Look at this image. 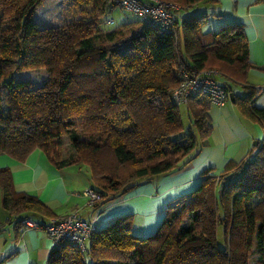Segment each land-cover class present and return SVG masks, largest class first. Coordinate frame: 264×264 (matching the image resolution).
Masks as SVG:
<instances>
[{
    "label": "trees",
    "instance_id": "16d2710c",
    "mask_svg": "<svg viewBox=\"0 0 264 264\" xmlns=\"http://www.w3.org/2000/svg\"><path fill=\"white\" fill-rule=\"evenodd\" d=\"M72 1L91 6L90 18L39 28L32 14L43 0H0L1 154L23 162L38 149L58 169L87 167L91 188L101 194L91 209L99 210L142 180L187 166L206 145L209 97L186 103L197 134L183 130L171 100L181 69L216 71L213 77L226 80L230 94L229 82L242 86L247 95H233V103L264 129V109L254 106L247 80L251 69L264 68L248 60L244 26L206 32V11L176 15L218 0H174L179 9L172 10L169 32L139 19L104 32L116 0ZM102 34L111 45H94ZM39 70L47 76L38 89L17 77ZM120 114L127 123L122 130L114 126ZM62 136L74 149L65 159L58 154ZM213 172L205 170L194 190L165 207L151 235H133L132 215H123L95 224L83 251L67 240L55 242L46 264H250L254 250L256 264H264V141ZM0 194L15 230L25 219L44 225L58 218L37 197L16 192L7 167L0 168Z\"/></svg>",
    "mask_w": 264,
    "mask_h": 264
},
{
    "label": "crops",
    "instance_id": "0c3cea01",
    "mask_svg": "<svg viewBox=\"0 0 264 264\" xmlns=\"http://www.w3.org/2000/svg\"><path fill=\"white\" fill-rule=\"evenodd\" d=\"M202 4L185 9L180 16L209 8V13L214 14V25L242 24L248 43L249 62L264 68V0H218L214 6ZM203 30L207 32L206 26ZM251 77L264 78V70L251 69L247 78L252 88L264 85L251 83ZM228 85L231 93L239 99L247 95L242 86L230 82ZM253 104L258 109H264V95L255 99ZM208 117L213 128L206 145L190 164L151 180H142L134 189L115 197L96 211L88 207L81 196L83 189L92 187L90 173L85 166L58 169L41 150L36 149L23 162L0 153V168L10 170L16 192L37 197L56 217L75 212L82 219L94 220L99 228L117 217L130 214L131 232L142 238L156 230L168 204L199 185L205 170L213 169V174H218L228 161H239L245 157L255 138H258L257 144L264 141V129L250 120L243 123L230 100L222 106L211 104ZM50 220L45 219L40 223L47 224ZM8 221V214L5 220L0 221V264H46L55 243L42 229L15 230L14 223Z\"/></svg>",
    "mask_w": 264,
    "mask_h": 264
},
{
    "label": "built area",
    "instance_id": "2783aa9c",
    "mask_svg": "<svg viewBox=\"0 0 264 264\" xmlns=\"http://www.w3.org/2000/svg\"><path fill=\"white\" fill-rule=\"evenodd\" d=\"M117 7L128 12L145 24L162 32H169L174 23L172 10L179 9L176 4L165 3L161 0H116ZM214 70L194 73L181 69L179 83L171 93L173 104L179 106L186 104L188 100L198 95L209 97L210 103L215 106H222L229 99V92L226 90V80H218ZM264 95V85L253 88V100ZM86 199L87 206H93L100 201L101 194L93 188H87L82 192ZM95 227L94 220H84L75 212L51 219L47 224H39L31 219L22 221V228L42 229L44 233L55 243L59 240H67L75 244L80 250L85 249L86 242Z\"/></svg>",
    "mask_w": 264,
    "mask_h": 264
},
{
    "label": "rangeland",
    "instance_id": "374dc122",
    "mask_svg": "<svg viewBox=\"0 0 264 264\" xmlns=\"http://www.w3.org/2000/svg\"><path fill=\"white\" fill-rule=\"evenodd\" d=\"M165 3H171V4H178L174 0H161ZM204 4V3H203ZM202 4V5H203ZM178 6V5H177ZM205 7V6H204ZM206 8V7H205ZM184 12L185 10H179L176 15L180 16L181 12ZM206 13H208L209 16V22L210 24L206 25L207 31H216L219 26H221V23L213 24L214 17L212 16L209 10L204 9ZM91 16V6H85L83 8L78 7L72 0H43V2L34 10L32 14V20L37 24L39 28L45 27V26H54L57 24H62L65 22H69L72 20H75L80 17H85L86 19H89ZM107 22L102 25L103 31H110L119 24H122L124 22L128 21H135L137 20V17L134 15L125 12L123 9L116 7L111 13H109L106 16ZM112 42L107 41L103 34L99 36L97 40H95L94 45L95 46H105V45H111ZM46 72L44 70L39 71H31V72H22L17 75L18 78L25 79L29 82V85L33 89H38L43 82L46 80ZM251 83H261L264 84V78L260 79L258 77H251ZM259 86V85H258ZM237 112L240 114L239 110L236 107ZM178 112H179V118L180 122L182 124L183 130L186 132H192L194 134H197V130L194 127L191 119V115L188 112V105L187 104H180L178 106ZM124 117L123 114H120L116 119V122L114 123V126L118 130H122L127 127V123L122 121V118ZM240 117L243 119V123H246L247 119H244L241 114ZM209 118V117H208ZM209 124L211 126V130L213 128L212 121L209 119ZM258 138H255L254 141H252L251 145L254 146V143L257 142ZM260 140V139H259ZM207 143V141H206ZM59 144V156L62 159L68 158L70 156L74 155V149L70 144V141L68 137L62 136L59 138L58 141ZM91 186V182H90ZM89 188V187H88ZM87 189V188H85ZM83 189L82 192L85 190ZM85 199V198H84ZM86 200V199H85ZM87 204V202H86ZM7 218V211L3 208L2 205V196L0 194V221L5 220ZM258 257V254L254 250V252L250 255V264H256V259Z\"/></svg>",
    "mask_w": 264,
    "mask_h": 264
},
{
    "label": "water",
    "instance_id": "95a60500",
    "mask_svg": "<svg viewBox=\"0 0 264 264\" xmlns=\"http://www.w3.org/2000/svg\"><path fill=\"white\" fill-rule=\"evenodd\" d=\"M229 99H230L231 102L234 101V97H233V94L232 93L229 94ZM256 145H257V142L254 143V146H256Z\"/></svg>",
    "mask_w": 264,
    "mask_h": 264
}]
</instances>
